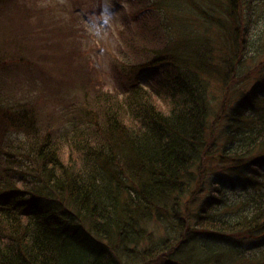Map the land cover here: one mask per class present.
Segmentation results:
<instances>
[{"label": "trees", "instance_id": "trees-1", "mask_svg": "<svg viewBox=\"0 0 264 264\" xmlns=\"http://www.w3.org/2000/svg\"><path fill=\"white\" fill-rule=\"evenodd\" d=\"M137 2L120 90L82 82L44 120L47 84L0 75V264H264V0ZM42 9L0 0V20L69 48ZM30 63L0 53L2 75Z\"/></svg>", "mask_w": 264, "mask_h": 264}, {"label": "rangeland", "instance_id": "rangeland-1", "mask_svg": "<svg viewBox=\"0 0 264 264\" xmlns=\"http://www.w3.org/2000/svg\"><path fill=\"white\" fill-rule=\"evenodd\" d=\"M22 3L32 5L35 8H43L45 26L38 29L40 35H47L54 29L63 30L64 34L72 35L75 41L69 40L68 48L61 40L59 34L55 37L50 35L48 41L43 37L30 35L24 32L26 36L22 39L19 37L13 27H5L0 20V53L2 50L7 52H15L24 54L28 60L34 63L29 67H17L13 71L18 74H8L5 72L0 75L3 78H11L14 82H26L25 86H29L28 80H33L35 86L47 84L49 89L48 96H51L50 105L45 109H41L40 115L44 120L53 117L54 108L61 109L65 103L70 102L79 92L78 85L82 82H90L97 89L115 90L121 87L115 85L110 75V64L112 58L119 57L117 43L130 33V29H125L127 22L130 26L139 20L137 19L139 10L137 0H20ZM264 8V5L262 6ZM12 16L19 18L17 10L12 8ZM100 27V32L89 31L92 22ZM8 24V23H7ZM263 25V20L257 23V28ZM11 28V29H9ZM44 30V31H43ZM56 31V30H55ZM29 33V32H28ZM261 33V32H259ZM260 39V38H259ZM258 44L264 46V34L261 42ZM3 41V43H2ZM18 42V43H17ZM79 43V44H77ZM20 48V50H19ZM73 50H80L81 53H75ZM65 53L70 54L68 61L63 56ZM13 54V53H12ZM7 55H10L9 53ZM264 57V55L262 56ZM162 64L150 66L141 71L137 75V80L142 84H148V80L152 75L162 68ZM33 73V78L31 75ZM6 74L8 76H6ZM31 74V75H30ZM30 78V79H29ZM37 80V81H36ZM43 80V81H42ZM36 82V83H35ZM36 87V88H37ZM119 87V88H118ZM2 88V86H1ZM33 93L37 94V90ZM11 93L9 91L0 90V99L3 102L8 98L1 93ZM15 95L16 97L20 94ZM22 99L21 97H18ZM49 116V117H48ZM53 125L62 123V116L51 119ZM60 121V122H59ZM59 122V123H54ZM6 136L13 137L15 134L8 132Z\"/></svg>", "mask_w": 264, "mask_h": 264}, {"label": "clouds", "instance_id": "clouds-1", "mask_svg": "<svg viewBox=\"0 0 264 264\" xmlns=\"http://www.w3.org/2000/svg\"><path fill=\"white\" fill-rule=\"evenodd\" d=\"M100 30H101L100 27L98 25H96L94 21L89 26V31H91V32H95L98 34L100 32Z\"/></svg>", "mask_w": 264, "mask_h": 264}]
</instances>
